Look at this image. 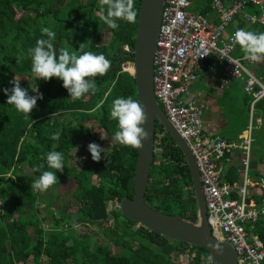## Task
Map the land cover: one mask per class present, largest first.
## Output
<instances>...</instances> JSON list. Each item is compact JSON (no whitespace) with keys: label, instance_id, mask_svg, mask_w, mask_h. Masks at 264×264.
<instances>
[{"label":"trees","instance_id":"16d2710c","mask_svg":"<svg viewBox=\"0 0 264 264\" xmlns=\"http://www.w3.org/2000/svg\"><path fill=\"white\" fill-rule=\"evenodd\" d=\"M211 2L204 0L197 14L210 13ZM140 4L141 0H133L134 23L121 21L118 30H113L101 19L106 8L101 0H0V264H176L175 259L184 254L189 256L188 264H212L205 249L171 241L139 225L134 229L137 224L119 210L123 199L134 196L137 153L136 148L115 142L117 121L109 116L115 99L137 100L134 78L123 68L133 64ZM243 12L258 14L250 5ZM232 22H236L235 31L264 32V27L246 23L241 15ZM42 27L56 32L53 44L57 54L67 47L78 55L79 45L85 43L84 51L103 54L111 62L104 76L92 78L97 87L95 94L73 100L62 81L51 78L44 82L32 76L28 49L42 38ZM103 36L107 37L105 42ZM235 54L245 55L239 45ZM250 69L264 85V61ZM14 78L30 95L43 96L27 117L6 104L3 89L13 87L10 81ZM242 82L244 85V79ZM35 88L37 93L31 91ZM245 96L249 106L253 95ZM259 116L264 119V98L254 104L253 118ZM57 133L59 139L53 140ZM101 136L109 140L101 154L106 162L91 161L76 169L73 153L79 144L88 140L102 147ZM49 151L62 152L65 167L57 172L58 182L50 187L53 190L45 194L30 184L43 171L50 170L43 158ZM237 168L229 166L221 173L223 179L237 182ZM258 173L255 171L256 176L261 174ZM66 185L70 187L69 200L74 210L60 206L54 212L51 207L56 202L55 191L66 193L62 190ZM144 200L163 214L187 222L197 220L189 167L160 123L156 124L154 157ZM109 203L116 205V210H108ZM88 226L99 228L101 244L95 232L85 231ZM252 232L264 245L261 220Z\"/></svg>","mask_w":264,"mask_h":264},{"label":"built area","instance_id":"2783aa9c","mask_svg":"<svg viewBox=\"0 0 264 264\" xmlns=\"http://www.w3.org/2000/svg\"><path fill=\"white\" fill-rule=\"evenodd\" d=\"M248 5L258 14L243 12ZM190 7L191 0H164L153 55V95L193 158L212 236L234 250L237 264H263L264 245L252 230L258 220L264 227V173L250 181L251 125L247 135L234 143L208 134L202 109L189 96L203 70L221 73V88L244 79L245 94L253 95L252 120L254 104L264 97V87L250 69L257 62L246 55L233 57L236 31L228 27L237 15L246 23L264 27V0H231L229 5L212 0L211 13L205 16L190 12ZM234 150L239 152L241 180L228 183L221 170L226 168L227 154Z\"/></svg>","mask_w":264,"mask_h":264},{"label":"clouds","instance_id":"9594fccd","mask_svg":"<svg viewBox=\"0 0 264 264\" xmlns=\"http://www.w3.org/2000/svg\"><path fill=\"white\" fill-rule=\"evenodd\" d=\"M101 3L106 5L105 14L101 16V19L110 29L118 30L121 21L135 22L136 11L133 0H101ZM40 31L42 38L36 41L34 47L28 49L32 76L44 82L51 78L62 81V87L67 90L69 97L73 100H78L85 94H95L97 87L92 78L98 75L104 76L108 72L111 62L103 54L84 51L85 43L79 45L80 54L78 55L67 47L61 48L57 54L53 44L56 32L50 27H42ZM233 45H239L246 58L251 62L264 61V32L239 29L234 33ZM10 83L13 84V87L3 89L7 96L6 104L11 105L26 117L29 116L36 107L37 100L43 98L42 94L30 95L28 90L21 87L20 82L16 79ZM31 91L37 93V88L31 89ZM109 118L117 121L118 130L114 133V140L117 144L139 148L142 141L147 139L148 133L142 127L145 123L144 111L137 100L131 97L115 99ZM52 139L58 140L59 133L54 134ZM87 149L92 160L96 162L101 160V154L105 151L103 147L94 142L89 143ZM43 158L50 170L43 171L30 184L32 189L40 193L46 192L58 182L57 172H62L65 167L62 152L49 151ZM39 167L43 168L44 165Z\"/></svg>","mask_w":264,"mask_h":264},{"label":"water","instance_id":"95a60500","mask_svg":"<svg viewBox=\"0 0 264 264\" xmlns=\"http://www.w3.org/2000/svg\"><path fill=\"white\" fill-rule=\"evenodd\" d=\"M164 0H141L136 25L133 72L137 101L143 108L148 133L141 147L136 148V163L133 176L134 196L123 199L119 204L121 214L147 230L171 241L186 243L205 249L212 264H237L234 250L226 243H218L207 224L206 207L193 158L178 133L168 122L153 95V55L159 32ZM160 123L170 134L185 157L190 170L194 195L197 203V220L187 222L181 218L154 210L144 200L151 164L154 157L156 124Z\"/></svg>","mask_w":264,"mask_h":264},{"label":"crops","instance_id":"0c3cea01","mask_svg":"<svg viewBox=\"0 0 264 264\" xmlns=\"http://www.w3.org/2000/svg\"><path fill=\"white\" fill-rule=\"evenodd\" d=\"M195 1L198 8L204 7V0ZM222 1L225 5H229L231 2V0ZM211 16H213V14H211ZM214 22L217 23L215 20ZM235 23L236 22H232V25H229V31L236 29L237 25H235ZM251 71H253V69H251ZM220 80L221 73H212L209 70H203L198 74L197 81L191 86L189 97L197 102L204 111L203 121L206 133L219 135L230 143L238 142L243 139V137L247 135V130L250 125L252 136L254 129L262 132L260 134H264V119H262L261 116L256 118L252 117L253 121H250V105L247 106L245 102V95L247 94H245L243 90L242 80H233L224 88L220 87ZM262 86L264 87V85ZM237 113L240 115V122L236 121ZM246 115H248L247 118ZM255 142L256 140H253L251 144L252 162L248 174L250 180L253 181L257 180L261 174L264 173V152H254L253 145ZM259 160L261 161L260 163H258ZM225 164L226 168L221 170V173H225L229 166H237L238 171L240 168L239 152L236 150L230 152ZM255 171H257V173L259 172L258 174L261 173L258 175L259 177L256 176ZM240 180L241 177L239 173L237 182H240Z\"/></svg>","mask_w":264,"mask_h":264},{"label":"rangeland","instance_id":"374dc122","mask_svg":"<svg viewBox=\"0 0 264 264\" xmlns=\"http://www.w3.org/2000/svg\"><path fill=\"white\" fill-rule=\"evenodd\" d=\"M189 11L192 12V13H195V14L198 13L197 3H196L195 0L192 1V4H191V7H190ZM97 15L100 16L99 14H97ZM106 38L107 37L103 36L102 42H105L107 40ZM233 57H237V55L234 54ZM123 71H126V72L131 74L133 72V64L132 63L131 64L130 63L129 64H125L124 68H123ZM15 79H17V78H14L13 80H15ZM202 112H204V111L202 110ZM236 117H237L236 121L240 122L239 113H237ZM260 133H262V132H259V130H256V129H254V131H253L252 139L256 140V143H255V146H254V152H256V153H259L260 151H262L264 149V134H260ZM102 137L103 136H101L100 139ZM101 140H102V147L106 151V147L108 145V141L109 140L107 139L106 140L107 142L104 141V139H101ZM88 144H89L88 140H86L83 143H80L79 146L76 148V150L73 153L74 156H75V160H76L75 161L76 169L80 168L85 163H89V162L93 161L92 158H91V154H90V152L87 149ZM101 159L104 160L105 162L107 160V158L105 157L104 154L101 155ZM51 189L52 188H49L47 191H51ZM69 189H70L69 185H66V187L62 189L66 193H64L62 195L58 191L57 192L55 191V195H56V200L55 201L56 202L51 207V209L54 212L57 211L60 206H62L63 208L69 209L70 211L74 210V208H72L71 203H70L72 200H69V198H70V194L68 193ZM44 193L46 194L47 192H44ZM115 208H116V205H114L112 203L108 204V210H110V211L116 210ZM45 227H46V225H45ZM137 227H138V225L134 226V229H136ZM85 231H87V232H95L96 233L95 235H97L98 231H99V228H97V226H88L85 229ZM97 238H98V244H101L102 238L99 235H97ZM114 252L117 253L118 250H114ZM188 257L189 256L184 254V255H180L176 259L174 257V259H175L176 264H188V262L190 260Z\"/></svg>","mask_w":264,"mask_h":264}]
</instances>
